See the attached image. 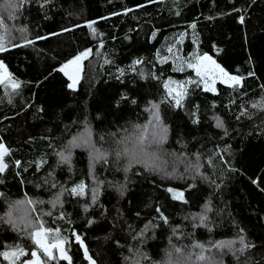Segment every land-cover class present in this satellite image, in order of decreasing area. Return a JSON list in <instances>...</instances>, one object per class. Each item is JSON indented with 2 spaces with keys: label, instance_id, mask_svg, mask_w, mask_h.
Listing matches in <instances>:
<instances>
[{
  "label": "trees",
  "instance_id": "trees-1",
  "mask_svg": "<svg viewBox=\"0 0 264 264\" xmlns=\"http://www.w3.org/2000/svg\"><path fill=\"white\" fill-rule=\"evenodd\" d=\"M11 2L14 11L0 0L8 46L0 61L21 87L13 92L0 84V143L8 149L0 173V252L19 245L29 253L21 259H31L28 218L22 214L15 230L5 222L15 203L31 200L45 226L67 240L74 264L89 262L73 233L95 264H208L196 259L194 245L212 251L213 243L227 241L234 243L213 257L216 264H264V0ZM25 40L33 43L11 47ZM84 51L90 54L70 89L59 69ZM204 55L240 84L206 91L187 66ZM165 82L173 96L183 83L181 106ZM152 105L167 128L162 147L149 151L171 166L162 174L116 155L126 146L118 141L149 123ZM83 131L93 143L102 140L94 145L105 154L94 176L86 150L67 146ZM81 182L84 195L71 194ZM168 189L182 191L184 200ZM241 237L251 245L242 253ZM0 264L9 261L0 257Z\"/></svg>",
  "mask_w": 264,
  "mask_h": 264
},
{
  "label": "snow or ice",
  "instance_id": "snow-or-ice-1",
  "mask_svg": "<svg viewBox=\"0 0 264 264\" xmlns=\"http://www.w3.org/2000/svg\"><path fill=\"white\" fill-rule=\"evenodd\" d=\"M26 0H20V4L22 5L25 3ZM4 4L7 5V9L5 10H12L14 11L17 7V5L13 4L11 0H4ZM9 16H11V11H9ZM241 23L244 21V17H240ZM91 26V25H89ZM0 27H3V21L0 20ZM194 28L195 25H192ZM23 31V30H21ZM45 37H38L37 39H44ZM9 42H10V34H9ZM33 41L25 40L24 45H11V47H21V46H27L28 44H32ZM8 50V46L5 43V36L0 35V52H4ZM171 52V49H169ZM90 54L89 51H85L83 53H80L77 55L73 60L69 61L65 65H63L59 71L65 72L66 75H69L65 70L69 68L71 65H75L78 69L79 63L82 59L86 58ZM108 63V61H105ZM209 62L211 67H209ZM134 63H139V61H135ZM189 68H193L196 72V75L201 78L202 81L205 82V90H209L208 84H207V78L209 77H215L217 74H219L224 79L222 82L231 81L233 85H238L241 82V79L237 76H231L223 68H221L214 60L211 59L210 56L204 55L202 57H199V60L197 63H188L187 65ZM180 71L183 70V68L178 69ZM69 79L72 80V83L68 84V87L70 89L74 88V85L76 83V78L72 75H69ZM12 89L13 92H16L20 87L21 84L18 80H15L12 77V74L9 72L8 68L5 66V64L0 61V84H5ZM175 83V82H172ZM164 87L168 90V95L172 96L173 99H175L176 105L181 106V99L185 94V89L183 83L177 85V89L175 90V95L173 96V89L169 88V82H165ZM123 100H127V97H121ZM135 101H133L134 103ZM157 106L152 105V108L155 109ZM153 121H149L148 124L143 126H136L134 132L130 134L127 137L122 138L118 143L126 145L122 151H119L116 153L117 157L124 156L129 159L130 165L131 164H137V163H144L145 166H149V161L145 159V157L148 155L149 151L153 149L154 146L161 145L164 140L166 139L167 134V128L161 127L159 125V114L154 112L153 113ZM217 127H223L222 123L217 121ZM89 135H86L83 140L82 144L84 146L90 145L91 140L89 138ZM103 139V138H102ZM127 145H131V147H128ZM8 149L3 143H0V173H3L6 168L7 164L4 163V156L7 155ZM63 160H67V157H62ZM93 159H103V156L97 154L93 157ZM128 169H125L127 171ZM55 186V185H53ZM85 184L81 182L76 187L71 188L70 193L75 195H84V189ZM169 192H172V198L174 200H184V193L181 192H174L172 189H168ZM63 193H61L62 195ZM92 200L95 202L96 200V194L95 190H93ZM59 201V196H57V202ZM17 203H24V201H18ZM28 204H32L33 201L28 200ZM207 208V206H205ZM87 210V209H85ZM35 211V209H33ZM156 211L159 213L160 209L157 208ZM47 215H51V213H47ZM10 217V214H9ZM163 220L165 224L168 223L167 217L161 215L159 217ZM2 219V218H0ZM37 221H39L38 226H33L31 222H27L26 229H31V231L27 232L28 238L31 240L32 244L35 246L34 249H30V256L31 259L22 260L21 257L28 255L29 253L25 251V247L19 246V245H11L9 246V250L0 252V257H3L4 260L9 261V264H17V261H19V264H48L49 261L53 260H63L67 261L68 264H74V261L72 257L68 254V251L66 249L67 240L62 239L59 237V229H53L50 227L45 226V222L41 220L40 217H36ZM201 222H203L206 217L201 216L199 217ZM12 225L13 229H16V224L11 220L5 221ZM23 222V221H22ZM91 223V221H89ZM147 228V226H146ZM175 231V230H174ZM75 237V241L79 244L80 248L83 249V255L84 258L90 261V264H95V261L92 260V258L89 256L88 249L84 245L81 237L79 234L73 233ZM240 244L243 245L239 249V251L242 253L245 248L251 247L249 244H245L244 238H240ZM234 242L233 241H227V242H216L212 244L213 248L216 249H222L225 247L230 248ZM194 247L201 249V253L196 256V259L199 261H208V264H216L214 260L211 259V257H206L203 254L204 245L203 244H196ZM53 250H56L58 255L54 254ZM175 251L177 253L181 252L180 248H176ZM209 252H211V249H208ZM42 254V255H41ZM141 259H149L146 254H141ZM135 264H140L139 260H135Z\"/></svg>",
  "mask_w": 264,
  "mask_h": 264
},
{
  "label": "rangeland",
  "instance_id": "rangeland-1",
  "mask_svg": "<svg viewBox=\"0 0 264 264\" xmlns=\"http://www.w3.org/2000/svg\"><path fill=\"white\" fill-rule=\"evenodd\" d=\"M85 52V51H84ZM83 53V52H82ZM88 57V56H87ZM86 57V58H87ZM86 58H84V59H82L81 61H80V63H79V67H78V69H77V67L75 66V65H71V66H69V68L68 69H66L65 71L69 74V75H72V76H74L75 78H76V83H75V85H74V88L77 86V84H78V81H79V79H80V75H81V70H82V63H83V61L86 59ZM74 59V58H73ZM72 59V60H73ZM199 60V59H198ZM198 60H197V62H198ZM196 62V63H197ZM205 63H209V62H205ZM65 65V64H64ZM209 67H211V65H210V63H209ZM195 71V70H194ZM196 73V72H195ZM63 74L69 79V75H66L65 74V72H63ZM199 78V80L201 81V83L203 84V86L205 87V82L204 81H202L201 80V78L200 77H198ZM224 78L223 77H221L219 74H217L215 77H209V78H207V84H208V88H209V90L208 91H210V92H213L214 91V89H215V85L217 84V83H221V84H223V85H226V86H228V87H235V86H237V85H233L232 84V82L231 81H226V82H222V80H223ZM69 83H72V80L71 79H69ZM74 88H72V89H74ZM150 112H151V117H150V121H153V123H155V121L153 120V113L154 112H156V108L155 109H153L152 107H151V109H150ZM90 133L89 132H87V131H83V133H81L80 135H76L75 137H73V139L68 143V147L69 148H72V149H83V150H86V152L89 154V159H90V163H91V167H92V169H90V175L91 176H94V173H96V172H94L95 170H93L97 165H99L100 163H99V160H102V159H93V157L94 156H96L97 154H99V155H101V156H103V158L105 157V154H101L100 153V151L99 150H97L95 147H94V145H97V146H99L100 145V142H102V140L101 139H97V142L95 143H93V136H89V138H90V140H91V144L90 145H87V146H84L83 144H82V140H83V138L86 136V135H89ZM114 140V139H113ZM164 143V142H163ZM162 143V144H163ZM162 144L161 145H159V146H154L153 148H155V147H157V148H160V147H162ZM131 146V145H130ZM117 147H119V145L117 144ZM114 151H112V153H113ZM159 153H161L162 154V151H160L159 150ZM112 158V155L110 154V159ZM145 159H147L148 161H149V168H151V169H153V168H156L157 170H160L161 171V174L165 171V170H169V169H171V166H169V165H166L167 164V161H165V160H162V159H160V158H156L155 156H152V154L151 153H148V155L145 157ZM68 160H69V158H68ZM112 160V159H111ZM67 161V160H66ZM99 163V164H98ZM138 164V163H137ZM143 165H145L144 163H143ZM153 171V170H152ZM92 180H93V177L91 178ZM58 203H59V201H58ZM38 205H40L39 203H36V202H33L32 204H28L27 203V201H24V203H15V207L14 208H12V210H11V208L9 209V213H7V219H11L14 223H18V219L20 218V216L23 214V215H25V217L26 218H28V220L26 221V224H27V222H31V224L33 225V226H38L39 225V221H37V219H36V217H40L41 215H43V213L41 214V213H39V212H37L36 211V206H38ZM57 206V205H56ZM10 207V206H9ZM51 207H53V206H51ZM31 209V210H30ZM33 209H35V211H33ZM16 210V211H15ZM42 210V209H41ZM11 211H12V213H11ZM31 211L33 212V215L31 214ZM20 213V214H19ZM9 214H10V217H9ZM28 216V217H27ZM19 223H21V222H19ZM172 246V245H171ZM171 246H169V249H168V253H167V255H166V259H167V262L169 261L168 260V258H167V256L169 257V252H170V249H171V252H172V247ZM225 248H227L228 249V247H225ZM225 248H222V249H217V250H215V249H212V251L211 252H209L208 251V248H207V246H205L204 247V249H203V254H205V252H207V253H209L210 254V257H211V259L212 260H215L213 257H217V256H220L223 252H222V250H224ZM231 248V247H230ZM54 251H56V250H53V252ZM214 251H216V255L214 256V255H212L213 254V252ZM197 252H198V254H200L201 253V249H198L197 250ZM57 255H58V253H57ZM207 257V256H206ZM166 259H164V260H166Z\"/></svg>",
  "mask_w": 264,
  "mask_h": 264
},
{
  "label": "water",
  "instance_id": "water-1",
  "mask_svg": "<svg viewBox=\"0 0 264 264\" xmlns=\"http://www.w3.org/2000/svg\"><path fill=\"white\" fill-rule=\"evenodd\" d=\"M89 256H90V254H89ZM85 259V258H84ZM86 261H88L89 262V264H90V261L89 260H87V259H85Z\"/></svg>",
  "mask_w": 264,
  "mask_h": 264
}]
</instances>
